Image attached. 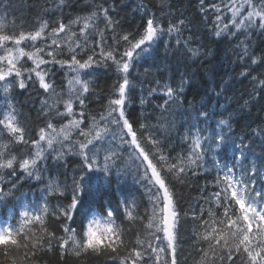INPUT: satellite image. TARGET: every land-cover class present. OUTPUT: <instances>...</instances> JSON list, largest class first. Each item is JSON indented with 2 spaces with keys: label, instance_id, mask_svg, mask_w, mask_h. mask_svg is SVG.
<instances>
[{
  "label": "snow or ice",
  "instance_id": "6c2138e0",
  "mask_svg": "<svg viewBox=\"0 0 264 264\" xmlns=\"http://www.w3.org/2000/svg\"><path fill=\"white\" fill-rule=\"evenodd\" d=\"M129 7L0 0V264H264V0Z\"/></svg>",
  "mask_w": 264,
  "mask_h": 264
},
{
  "label": "trees",
  "instance_id": "16d2710c",
  "mask_svg": "<svg viewBox=\"0 0 264 264\" xmlns=\"http://www.w3.org/2000/svg\"><path fill=\"white\" fill-rule=\"evenodd\" d=\"M89 0H82V3H87ZM125 2L130 4V7L125 9L122 14H127L130 18L133 15V10L135 8V3L136 0H125ZM145 2H148V0H145ZM209 45L212 48H216V43L215 41L209 40L208 41ZM227 47V43L225 42L224 45H221V53L218 59H214L211 64L205 65L204 67L207 69H211L212 71H208L205 75H201V72L203 69L199 65H192V64H184L179 66L180 70L183 72H196L197 75L194 80L195 87L192 89V95H195L197 91H202L204 88V81L208 80L209 78L213 77V72L215 73V79H219L221 77H225V73H228V75H232L233 73V68L235 67V70L238 72L240 69L239 67H236L234 64L228 63V57L227 55L223 52V48ZM231 49H229L230 51ZM163 54V49L160 50L159 55ZM171 74V73H170ZM106 83H111V81H101V87H104ZM247 87V82L240 83L238 81H233L231 84L232 91L228 93L229 97L231 98V102H235V100L239 99V94L242 93L245 88ZM199 99V97H197ZM222 104L225 103L223 99L220 101ZM215 103V102H213ZM264 103V102H261ZM259 105L255 110L252 111V118H256L258 115H260L259 112ZM245 122H250L249 118L245 116ZM255 127V125H254Z\"/></svg>",
  "mask_w": 264,
  "mask_h": 264
}]
</instances>
